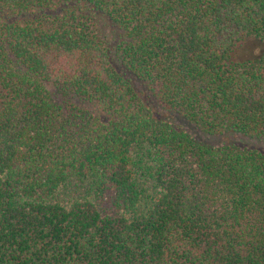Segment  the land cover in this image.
<instances>
[{
	"label": "trees",
	"instance_id": "16d2710c",
	"mask_svg": "<svg viewBox=\"0 0 264 264\" xmlns=\"http://www.w3.org/2000/svg\"><path fill=\"white\" fill-rule=\"evenodd\" d=\"M0 264H264V0H0Z\"/></svg>",
	"mask_w": 264,
	"mask_h": 264
}]
</instances>
